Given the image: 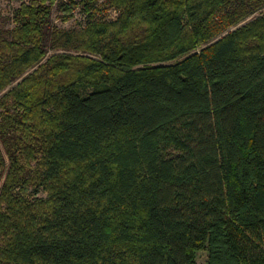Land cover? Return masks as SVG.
<instances>
[{"label": "trees", "instance_id": "1", "mask_svg": "<svg viewBox=\"0 0 264 264\" xmlns=\"http://www.w3.org/2000/svg\"><path fill=\"white\" fill-rule=\"evenodd\" d=\"M81 3L0 31V264H264V0Z\"/></svg>", "mask_w": 264, "mask_h": 264}, {"label": "rangeland", "instance_id": "2", "mask_svg": "<svg viewBox=\"0 0 264 264\" xmlns=\"http://www.w3.org/2000/svg\"><path fill=\"white\" fill-rule=\"evenodd\" d=\"M30 0H0V31L5 33L11 30L16 22V11L18 7L23 2H27ZM74 1L75 3L72 4L70 2ZM62 3H65L61 6ZM68 4L67 6H73L70 9L69 14H67L63 7ZM83 5L81 0H54V4L51 9L50 13V26L51 29L54 27H58L61 29L66 30H78L85 25L86 19L85 14L83 11ZM264 10V8L262 9ZM116 12L114 9L110 8L108 5L101 6V9L97 12L98 18H114ZM249 19V18H248ZM247 19V20H248ZM51 30L47 32L46 36V57H49L57 52H63L65 50L56 49L54 47V43H52V34ZM74 53V51H70ZM206 255L207 253L204 251H198L196 253V262L198 264H205L206 263Z\"/></svg>", "mask_w": 264, "mask_h": 264}]
</instances>
